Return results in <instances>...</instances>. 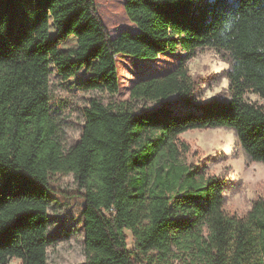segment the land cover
Wrapping results in <instances>:
<instances>
[{
  "label": "trees",
  "instance_id": "1",
  "mask_svg": "<svg viewBox=\"0 0 264 264\" xmlns=\"http://www.w3.org/2000/svg\"><path fill=\"white\" fill-rule=\"evenodd\" d=\"M136 30L114 36L95 0H0V264H47L49 177L73 173L85 189L84 264H264V194L244 215L224 208L229 185L188 163L183 132L235 131L264 161V0H125ZM228 52L230 98L201 100L187 63L198 48ZM179 55L144 76L129 99L184 107L135 112L92 98L79 140L65 149L50 113L49 81L116 94L118 66ZM128 64L127 62L124 63ZM126 231L134 240L127 244Z\"/></svg>",
  "mask_w": 264,
  "mask_h": 264
},
{
  "label": "rangeland",
  "instance_id": "2",
  "mask_svg": "<svg viewBox=\"0 0 264 264\" xmlns=\"http://www.w3.org/2000/svg\"><path fill=\"white\" fill-rule=\"evenodd\" d=\"M124 2L125 0H95L97 12L112 36L123 28L137 29L125 11ZM178 60L179 55L161 54L148 61L134 58L123 61L118 66L119 90L116 94L99 90H70L61 83L59 76L51 74L50 113L57 127V137L64 148L69 149L79 140L85 122L84 108L92 98L108 106L126 101L137 113L152 111L164 104L176 109L184 107L175 95L161 102L129 99V89L134 82L144 76L163 74L172 69ZM125 62L128 64L125 65ZM223 63L230 65L228 52L214 47L198 48L188 61V71L195 81V96L198 99L231 97L226 74L229 67L220 68L219 71L214 68ZM244 98L264 104V97L250 90L245 92ZM229 130L232 129H195L181 133L179 138L189 145V151L184 154L188 163L205 167L209 174L221 176L229 183L225 191V210L244 215L250 209L252 201L264 194V167L249 159L242 147L238 146V139L233 144L229 143ZM49 185L50 243L47 248V264H84L85 189L79 186L73 173H51ZM126 235L128 248L134 250L131 233L126 231ZM146 258L147 256H140L136 264H145ZM11 264H19V260L12 259Z\"/></svg>",
  "mask_w": 264,
  "mask_h": 264
},
{
  "label": "clouds",
  "instance_id": "3",
  "mask_svg": "<svg viewBox=\"0 0 264 264\" xmlns=\"http://www.w3.org/2000/svg\"><path fill=\"white\" fill-rule=\"evenodd\" d=\"M227 67H229V65L227 63H223L219 67L214 66L215 70H217V71H219L220 68H227ZM227 135H228V139H229L230 144L235 143L236 140L238 139V137H236V135H235L234 130H229ZM238 146L243 147L242 145H238ZM254 164L264 167V161H256V162H254Z\"/></svg>",
  "mask_w": 264,
  "mask_h": 264
}]
</instances>
